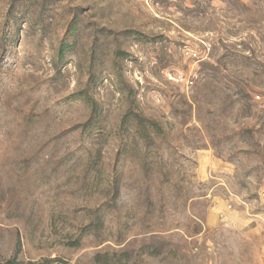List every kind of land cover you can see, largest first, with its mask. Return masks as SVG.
Segmentation results:
<instances>
[{"label": "rangeland", "instance_id": "obj_1", "mask_svg": "<svg viewBox=\"0 0 264 264\" xmlns=\"http://www.w3.org/2000/svg\"><path fill=\"white\" fill-rule=\"evenodd\" d=\"M13 257L264 264V0H0Z\"/></svg>", "mask_w": 264, "mask_h": 264}, {"label": "trees", "instance_id": "obj_2", "mask_svg": "<svg viewBox=\"0 0 264 264\" xmlns=\"http://www.w3.org/2000/svg\"><path fill=\"white\" fill-rule=\"evenodd\" d=\"M63 52V49H62ZM107 253L105 254H96V259H100L102 257H106ZM0 264H34L33 262H27L24 263L22 261H19L17 258L13 257V258H9V259H5V260H0Z\"/></svg>", "mask_w": 264, "mask_h": 264}]
</instances>
